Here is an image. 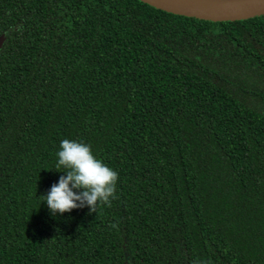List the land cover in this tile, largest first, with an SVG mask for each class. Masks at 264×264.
<instances>
[{
    "label": "trees",
    "instance_id": "1",
    "mask_svg": "<svg viewBox=\"0 0 264 264\" xmlns=\"http://www.w3.org/2000/svg\"><path fill=\"white\" fill-rule=\"evenodd\" d=\"M0 37V264H264V15L0 0ZM64 139L111 206L51 215Z\"/></svg>",
    "mask_w": 264,
    "mask_h": 264
},
{
    "label": "clouds",
    "instance_id": "2",
    "mask_svg": "<svg viewBox=\"0 0 264 264\" xmlns=\"http://www.w3.org/2000/svg\"><path fill=\"white\" fill-rule=\"evenodd\" d=\"M57 156L56 168H64L65 175L41 197L52 216L84 207L92 214L99 205L111 206L118 173L96 158L89 145L64 139Z\"/></svg>",
    "mask_w": 264,
    "mask_h": 264
},
{
    "label": "water",
    "instance_id": "3",
    "mask_svg": "<svg viewBox=\"0 0 264 264\" xmlns=\"http://www.w3.org/2000/svg\"><path fill=\"white\" fill-rule=\"evenodd\" d=\"M173 15L210 22L241 21L264 15V0H138ZM3 37H0V47Z\"/></svg>",
    "mask_w": 264,
    "mask_h": 264
}]
</instances>
